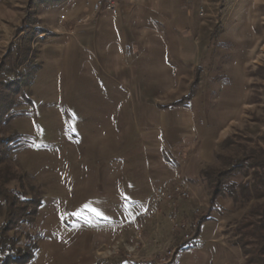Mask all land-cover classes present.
Segmentation results:
<instances>
[{
	"label": "rangeland",
	"instance_id": "obj_1",
	"mask_svg": "<svg viewBox=\"0 0 264 264\" xmlns=\"http://www.w3.org/2000/svg\"><path fill=\"white\" fill-rule=\"evenodd\" d=\"M7 1L0 0V264H160L167 248L183 241L177 254L191 245L210 210L187 207L191 189L180 201L175 212L189 225L186 240L168 218L173 209L146 181L163 142L165 159L179 163L189 153L184 143L199 140L167 141L160 120L182 113L175 104L183 96L176 98L189 91L197 131L215 134L235 115L207 168L264 148V135L250 129L264 126V0H184L197 28L162 42L187 48L185 61L163 47L136 48L131 85L125 72L116 78L98 66L97 48H43L50 33L39 25L62 14L64 0ZM208 117L215 123L207 125ZM219 198L235 203L222 234L239 245V227L262 199L221 193L212 200L209 190L212 204ZM15 200L23 215L14 222L7 204Z\"/></svg>",
	"mask_w": 264,
	"mask_h": 264
},
{
	"label": "crops",
	"instance_id": "obj_2",
	"mask_svg": "<svg viewBox=\"0 0 264 264\" xmlns=\"http://www.w3.org/2000/svg\"><path fill=\"white\" fill-rule=\"evenodd\" d=\"M96 1L64 0L61 2L59 5L65 7L64 12L60 15L58 11L54 12L39 25L41 28L44 26V30L50 33L49 40L45 42L43 48H97L98 66L114 71L116 78H120L125 72L130 85L134 83L136 73L134 69L140 63L139 60H136L138 54L136 48H162L164 38L169 36L177 40L180 37V31L184 37L190 31L189 29L194 28L197 24V19L193 20V24H191L190 9L183 11L185 9L183 7L184 0H119L116 10L94 13L92 7ZM7 2L10 3V0ZM13 4L24 6L25 0H13ZM57 7L55 6L53 9L56 10ZM62 15H66L63 22L60 21ZM39 17H47V14L41 11ZM81 18L84 19L79 22ZM68 21L71 22L66 26ZM63 29L66 30L63 31ZM163 49L164 52L167 49L168 53L172 51L174 59L183 61L186 59L184 54L187 52V48L163 47ZM102 74L113 78L106 73ZM192 80L193 78L190 83ZM188 93L191 92L183 91L176 100L187 96ZM182 110L183 112L180 113L181 109H179L176 118L160 120L159 128H161L162 137H165L169 142L177 139L184 142L198 139L199 144L190 145L185 142V149L189 153L178 163V161L171 162L172 158L165 159L163 150L166 146L163 142L157 148L160 151H158L160 156L156 157L157 165L151 168V172L148 170L149 176L146 183L151 186L154 192L169 178H176L179 183L187 186L193 192L194 198L187 202V207L191 209L193 206L200 205L201 210H210L211 214L201 223L194 242L178 252L168 264H247V257L241 247L231 243L222 234L225 229L226 213L234 210V201L231 198H219L212 204L209 199L210 188L199 177V173L207 168L206 163L212 161L211 158L215 154L219 142L224 141L231 134L232 128L230 127L235 115L230 112L228 120L220 127V131L210 134L205 132L204 127L206 126L204 125L215 123L216 117L212 120L208 117L203 129L199 127L197 131L194 127L197 116L192 111V105H184ZM260 127H250L252 134L258 131L257 133L264 135V126L261 128L262 132H260ZM241 128L244 127L241 126ZM251 204L252 201L236 208L237 211L233 213V216L238 213L242 217L249 211ZM231 215L232 213L228 214V218Z\"/></svg>",
	"mask_w": 264,
	"mask_h": 264
},
{
	"label": "trees",
	"instance_id": "obj_3",
	"mask_svg": "<svg viewBox=\"0 0 264 264\" xmlns=\"http://www.w3.org/2000/svg\"><path fill=\"white\" fill-rule=\"evenodd\" d=\"M189 95L183 97L175 105H187ZM4 151L2 149L0 153L5 154ZM228 162L229 164L222 168L203 169L201 175L209 183L212 200L221 193H229L244 201H249L253 197L262 199L261 202L251 208L248 217L240 225L238 243L247 257V264H264V148L248 150L241 157L230 158ZM239 174L252 178L239 182L235 180ZM1 189L0 200L3 201L2 196L4 197V194L2 191L4 189ZM9 195L6 197V202L11 199ZM7 205L9 207L8 219L15 222L23 215L16 200ZM4 240L2 239L0 242L2 243Z\"/></svg>",
	"mask_w": 264,
	"mask_h": 264
},
{
	"label": "built area",
	"instance_id": "obj_4",
	"mask_svg": "<svg viewBox=\"0 0 264 264\" xmlns=\"http://www.w3.org/2000/svg\"><path fill=\"white\" fill-rule=\"evenodd\" d=\"M119 0H97L93 4V12L94 13H102L104 11H114L118 7ZM66 18V15H62L60 21L63 22ZM84 18L79 19V22L83 21ZM155 195L158 201H164L167 205L173 209V212L168 215L169 220H171L177 230H180L181 233H184V238L187 240L191 239V234L189 231V225L185 221L177 220V214L175 212L178 211L179 203L183 200H188L191 198V190L183 185V184H173L167 185L163 184L158 186L155 189ZM200 208H195L194 212L199 213ZM185 241V240H184ZM183 246V241H181L177 246L172 248H167L165 253L160 257V264H168L175 256L176 250L179 247Z\"/></svg>",
	"mask_w": 264,
	"mask_h": 264
}]
</instances>
